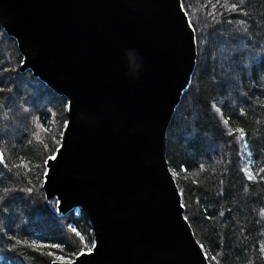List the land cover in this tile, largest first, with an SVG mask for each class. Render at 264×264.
Listing matches in <instances>:
<instances>
[{"label": "water", "instance_id": "obj_1", "mask_svg": "<svg viewBox=\"0 0 264 264\" xmlns=\"http://www.w3.org/2000/svg\"><path fill=\"white\" fill-rule=\"evenodd\" d=\"M0 26L20 71L67 100L41 188L85 213L93 244L51 264H208L165 157L196 61L181 0H0Z\"/></svg>", "mask_w": 264, "mask_h": 264}, {"label": "trees", "instance_id": "obj_2", "mask_svg": "<svg viewBox=\"0 0 264 264\" xmlns=\"http://www.w3.org/2000/svg\"><path fill=\"white\" fill-rule=\"evenodd\" d=\"M196 61L166 129L183 215L208 264H264V0H181ZM0 26V264L88 251L85 213L60 214L41 188L67 100L30 70Z\"/></svg>", "mask_w": 264, "mask_h": 264}, {"label": "rangeland", "instance_id": "obj_3", "mask_svg": "<svg viewBox=\"0 0 264 264\" xmlns=\"http://www.w3.org/2000/svg\"><path fill=\"white\" fill-rule=\"evenodd\" d=\"M54 260H57V261H69V260H66V259H61L60 257H57V259H54Z\"/></svg>", "mask_w": 264, "mask_h": 264}]
</instances>
